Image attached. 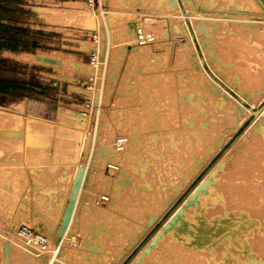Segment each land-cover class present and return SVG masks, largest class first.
Listing matches in <instances>:
<instances>
[{
    "label": "rangeland",
    "instance_id": "rangeland-1",
    "mask_svg": "<svg viewBox=\"0 0 264 264\" xmlns=\"http://www.w3.org/2000/svg\"><path fill=\"white\" fill-rule=\"evenodd\" d=\"M125 1L96 0L90 8L85 0H73L70 8L45 9L49 20L69 24L74 30L65 32L74 34L75 51L67 54L68 50L61 48L59 54L25 58L59 68L60 76L68 77L69 81H61L54 94L47 90L42 95L11 98L14 100L10 103L0 99V161L23 159L24 119L16 114L15 105L26 106L32 116L52 123L61 122V114L68 115L79 131L71 136L69 149L57 158L55 178L50 182L53 191L46 195L49 201L45 205L37 203L39 190L30 183L18 186L21 191L12 210L0 209V264H27L19 242L24 244L28 240L24 244L28 245L35 241L19 231L43 236L46 244L48 238L53 247L59 248L57 264H129L199 180L211 169L213 181L224 169L229 157L223 158V162L219 158L227 147L237 142L246 129L235 147L242 146L257 130L264 133V111L250 127L254 116L215 87L201 70L182 25L179 27L185 14L183 11L181 14L179 7L185 11L184 0H176L177 7H169L166 0ZM201 5L192 3L187 8L191 10L189 18L197 28L205 57L225 82L257 108L263 107L264 21L255 15L207 12L204 11L207 7ZM103 13L125 18L110 29L115 37L110 43L106 37L104 41L100 39ZM98 18L102 22L96 21ZM132 22L144 30V38ZM90 32L96 33L101 43L108 42L101 63L92 71L95 74L99 68L100 78L96 77L99 81L96 79V88L89 93L83 91L82 85L93 67L84 52L96 48L87 40ZM147 36L154 39L153 43L131 50L129 45L137 46ZM100 46L99 43V50ZM77 63L83 66L77 68ZM147 67L156 69L163 82L160 96L152 99L145 90L146 77L151 78ZM84 96L90 97L95 106L86 115ZM143 103L145 108L159 111V121L149 122L144 116L145 109V112L137 110ZM123 122L129 125L122 127L128 132L136 129L140 139L134 155L122 162L117 171L105 165L106 155L99 156L98 142L104 128L121 131ZM234 130L190 182L197 169ZM54 138L55 135L43 144L47 156H54L69 145L56 146ZM262 140L264 156V136ZM115 141L110 149L115 148ZM219 162L213 169L212 165ZM189 203L184 202L183 207ZM235 225L237 233L222 242L218 262L223 264L227 254L231 256L230 264L264 262V219ZM7 243L10 251L3 253ZM258 246L261 248L257 251ZM43 259L39 264H50L49 257Z\"/></svg>",
    "mask_w": 264,
    "mask_h": 264
},
{
    "label": "bare ground",
    "instance_id": "bare-ground-1",
    "mask_svg": "<svg viewBox=\"0 0 264 264\" xmlns=\"http://www.w3.org/2000/svg\"><path fill=\"white\" fill-rule=\"evenodd\" d=\"M165 2H167L169 7H174V5L177 7L176 0H166ZM184 2L186 3L185 11L182 7H179L181 14L183 12L185 13L182 14V24H179V27L182 25V31L188 39L187 42H189L188 46L193 47L200 68L207 79L212 82L215 87L223 90L225 94L233 98L249 115H254V122L252 121V124L250 123L251 127L256 122L257 117L264 111V106L257 108L258 106L256 107V105L252 104L243 94L239 93L235 88L225 82L213 70L208 59L205 57L203 46L197 36V28L190 21L189 13L191 10L187 7L189 4L195 3L197 5V3L200 2L203 7H209L208 9H204V11L207 12L212 11L223 15H239L243 17L255 15L257 17L259 16L261 21H264V0H184ZM102 15L103 22L99 18L100 21L96 19V21L103 23L104 30L100 32L102 33L100 39L104 41L103 39L108 38L107 40L109 43L110 41L113 42L115 37L110 32V29L117 27L119 22L123 23L125 18L112 13H103ZM168 15L171 16L170 14ZM174 15L171 17H174ZM171 17H169V19ZM149 19H151V17H149ZM154 19L156 18L154 17ZM249 20L254 21V19ZM132 23L134 24V29L139 32V34L143 35L141 38H144V30L140 29L135 22ZM149 37L147 36L146 40L143 42L140 41L139 45L137 44L136 46L135 44L133 46V44H131L129 47L132 51L137 49L140 50L138 46L142 45L146 47L150 45L151 42L153 43L154 39ZM101 40L99 41L98 39L101 45L100 50L98 49L99 43L97 42L95 44V47L102 52L101 54L95 48L99 53V61L101 59L100 57H102L105 52V46L108 42L105 41L106 43L104 44L103 42L101 43ZM109 45H107V47L112 50L113 48ZM100 63L101 62H98V64ZM77 64L75 65L78 68L80 64ZM98 64L96 66L92 65L93 67L90 73L100 78L98 76L99 73H97L99 72V68L98 71L96 69L97 72L95 74L97 76L93 74L95 71L93 68L97 67ZM81 65L83 66V64ZM146 69L148 70V75L150 72L149 76H151V78L146 77L147 86L145 90H147L150 99H152L154 96H160L163 82L158 76L159 74L156 69L151 67H147ZM97 81L99 80L97 79ZM96 83L97 82H95V88ZM98 84H100V82H98ZM144 103L137 110L141 112L145 109L146 112L144 111L145 115H143L147 121H159V111L155 113L153 107L147 108L146 106L145 108ZM247 103H249L248 106ZM20 105H15L14 107L16 108V114L24 119L22 126V135H25L22 141L23 159L21 162H14L9 159H2L0 161V209L8 208L12 210L18 199L17 193L21 191L18 186L30 183L39 190L38 195L35 197L37 203L39 205H45L46 202L49 201L46 195L49 196L53 191L50 182L55 178L54 171L56 170L55 165L58 160L57 158L60 156L59 154L69 149L71 136L75 133H79V131L76 130L78 128L73 126L68 115L61 114L60 117H62V121L52 123L32 116L29 114L26 106L22 108ZM0 110H2L1 107ZM124 125L128 127L129 124L128 122H123L120 126L122 127ZM28 130H30V133H28ZM135 130L136 129L132 128L131 131L128 132L126 128L123 127L121 131L109 127L103 129V135L98 142V151L100 152L99 156H107V163L105 165L112 166L114 170L118 171L120 164L134 155L140 139L139 133ZM247 131L248 129L245 130L244 134ZM234 132L235 130L215 148L211 155L208 156L204 163L197 169L196 173L190 179V182L214 157L228 139H230ZM244 134H242V136H244ZM54 135L56 146L69 145L64 149L56 151L54 156H47V154L43 153L42 147L44 146L43 144ZM242 136H239L240 138L238 141L241 140ZM263 136L264 133L257 130L250 138H247L246 141L243 142L242 146L235 147L238 143L237 141L227 147L224 151V155L219 158L220 162H223V158L229 157V162L224 169L217 173L213 181H211L210 178L214 171L211 172L210 169L190 191L187 198L175 209L174 213L163 223L156 234L141 250H139L135 259L129 264H220L218 262V255L223 249L221 244L237 233L235 223H241L247 220L252 224L253 220L264 219V156L261 154ZM114 140H116L114 143L116 146L110 149L111 142H114ZM235 148L238 149L235 150ZM220 162L217 165H212V168L215 169L220 165ZM208 182H210L209 185L206 184ZM189 201V205L184 208V202ZM183 209L184 211H182ZM146 232L147 231L131 245L130 250L134 248ZM47 236L49 237V232ZM24 239L25 238H23V240ZM47 241L48 244H46L47 246H45V248L32 242H28V245H24L26 244L24 242V244L19 242L22 245V251L26 254L25 257L28 258H23L27 261V264H39L40 261L44 260V257L45 259L49 257L50 264L58 263L59 256L57 254L59 253V248L53 247L48 238ZM255 248L258 251L261 247L258 246ZM8 251H10V246L7 243L4 246L3 253ZM230 259L231 256L227 254L226 257H224L223 264H230ZM207 261H209V263H207ZM261 264H264V262Z\"/></svg>",
    "mask_w": 264,
    "mask_h": 264
},
{
    "label": "crops",
    "instance_id": "crops-1",
    "mask_svg": "<svg viewBox=\"0 0 264 264\" xmlns=\"http://www.w3.org/2000/svg\"><path fill=\"white\" fill-rule=\"evenodd\" d=\"M71 1L0 0V99L10 103L11 98L42 95L47 90L54 94L61 81H69L60 76L59 68L25 56L59 54L61 48L67 54L75 51L74 34L65 32L74 31L71 26L44 14L49 8H70Z\"/></svg>",
    "mask_w": 264,
    "mask_h": 264
},
{
    "label": "built area",
    "instance_id": "built-area-1",
    "mask_svg": "<svg viewBox=\"0 0 264 264\" xmlns=\"http://www.w3.org/2000/svg\"><path fill=\"white\" fill-rule=\"evenodd\" d=\"M85 2L88 4L90 8H93L96 0H85ZM87 40H89L90 43L92 42L96 44L98 42L96 33L90 32L89 35L87 36ZM87 54H88V63L93 66H96L99 62V53L96 51V49L89 51ZM95 82H96V77L94 75L87 74L86 79L82 85L83 91L85 92L94 91ZM84 98L85 100L83 104V111H84L83 114L86 115L87 113H91L92 108L95 106H93L90 97L84 96ZM18 231H19V227H18ZM19 233L25 237H28V238L30 237L38 245H42L43 247L46 246V243H47L46 238L43 236H36L32 232L24 233V231L22 232L19 231Z\"/></svg>",
    "mask_w": 264,
    "mask_h": 264
},
{
    "label": "water",
    "instance_id": "water-1",
    "mask_svg": "<svg viewBox=\"0 0 264 264\" xmlns=\"http://www.w3.org/2000/svg\"><path fill=\"white\" fill-rule=\"evenodd\" d=\"M253 115V114H252ZM254 116V115H253Z\"/></svg>",
    "mask_w": 264,
    "mask_h": 264
}]
</instances>
